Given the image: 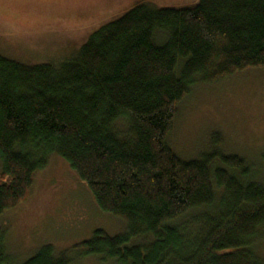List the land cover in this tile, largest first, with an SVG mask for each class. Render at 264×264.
I'll return each instance as SVG.
<instances>
[{
    "label": "trees",
    "instance_id": "obj_1",
    "mask_svg": "<svg viewBox=\"0 0 264 264\" xmlns=\"http://www.w3.org/2000/svg\"><path fill=\"white\" fill-rule=\"evenodd\" d=\"M250 67L264 68V0L139 1L67 59L28 64L0 54V215L57 154L99 209L124 223L119 234L96 230L81 255L111 264H263L254 247L264 235V184L247 161L222 154L217 134L216 148L197 159H180L166 143L193 84ZM68 263L44 246L22 264Z\"/></svg>",
    "mask_w": 264,
    "mask_h": 264
},
{
    "label": "rangeland",
    "instance_id": "obj_2",
    "mask_svg": "<svg viewBox=\"0 0 264 264\" xmlns=\"http://www.w3.org/2000/svg\"><path fill=\"white\" fill-rule=\"evenodd\" d=\"M189 7L198 0H0V54L20 63L64 60L73 56L99 26L117 19L135 3ZM166 138L182 160L197 159L216 148L238 155L264 184V68L250 67L211 82H197L176 106ZM120 132L124 119L116 122ZM5 264H22L50 246L68 264H111L81 255L80 244L96 230L123 232V221L101 211L86 184L68 163L51 154L33 178L30 193L0 215ZM260 233H263L261 230ZM264 264V235L255 243Z\"/></svg>",
    "mask_w": 264,
    "mask_h": 264
}]
</instances>
